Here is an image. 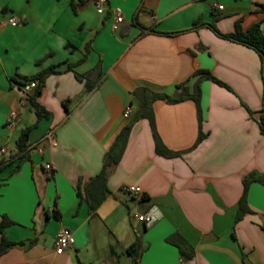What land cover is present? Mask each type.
I'll list each match as a JSON object with an SVG mask.
<instances>
[{"label":"crops","instance_id":"0c3cea01","mask_svg":"<svg viewBox=\"0 0 264 264\" xmlns=\"http://www.w3.org/2000/svg\"><path fill=\"white\" fill-rule=\"evenodd\" d=\"M262 5L106 0L99 14L95 0H84L76 13L70 0H0V161L7 162L0 169V222L4 215L14 222L5 234L24 243L1 255L0 264H264V185L250 186L252 212L236 221L244 177L264 174V136L254 117L264 114L262 61L211 28L229 34L238 23L243 31L260 23L264 33ZM115 8L124 15L117 31ZM10 18L19 24L11 26ZM50 68L56 72L37 98L49 116L38 120L23 86ZM180 85L190 93L199 85L201 115L192 99L152 103L161 142L179 155L158 154L149 119L137 120L92 212L85 188L116 136L151 94L176 95ZM11 112L18 114L15 128L7 126ZM199 116L206 136L196 145ZM30 127L27 157L17 158V141ZM50 130L57 145L39 153L36 145ZM130 185L142 194L126 193ZM145 213L159 219L146 225L137 219ZM61 228L75 242L59 255ZM170 237L192 247V259L182 261ZM136 242L133 256L128 249Z\"/></svg>","mask_w":264,"mask_h":264},{"label":"trees","instance_id":"16d2710c","mask_svg":"<svg viewBox=\"0 0 264 264\" xmlns=\"http://www.w3.org/2000/svg\"><path fill=\"white\" fill-rule=\"evenodd\" d=\"M83 3H84V0H70L72 11L76 13L78 8ZM262 9H264V5H262ZM211 28L222 38L229 39L235 42H239L243 45H246L254 49L259 54L260 59L262 61V77L264 81V33L261 30V24L257 23L253 25L252 27H250L247 31H243L242 28L240 27V24L238 23L236 26V30L233 33H229V34L220 33L215 28V26H211ZM52 72L54 73L56 71L53 68H50L48 70H44L43 72L38 74V76L36 77H31L29 79H26L27 81L32 80V79L39 80V84L37 88L34 91H32V94H29V97H28V102L31 108L35 111V114L38 120H41L42 118L49 116V113L45 110L43 106L40 105V103L37 101V98L42 93L46 77L50 75ZM197 74H203L201 76L202 79L212 80L218 85L227 87L224 83H222L220 80L215 78L209 72L198 71ZM76 77L79 80L83 78L79 75H76ZM91 88H92L91 86H88L89 90ZM178 88H181V91L177 93L176 95H172V96L165 94V93L151 94V97H149L148 99L144 101L142 109L134 116V118L131 120V123L125 125L122 128V130L119 132V134L116 136L113 144L108 149L105 155L104 166H103L102 171L100 172V174L94 177L85 188L86 196L90 202V207H91L92 212H94L98 208V206L101 204V202L104 200V198L106 197L108 193V189L106 188L108 169L111 166L117 165L119 161L121 160L123 153L126 149L127 140L129 137L131 127L133 123L136 122L137 120L141 118L149 119L153 132H154V138L156 140V151L158 154L167 156V157H174V156L179 155L178 153H173L170 150H168L165 147V145L161 142L156 132V129H155V121H154L153 110H152V103L154 100H157V99L166 100L167 102H170V103H177V102H181L186 99H192L196 103L198 112L201 115V107H200L201 91H200L199 85L195 87L193 93H190L189 89L184 87L183 85L178 86ZM199 118H200V134H199L196 145L199 144L206 136L202 132V129H201V116H199ZM259 126H260L261 134L264 136V114L262 115L261 120L259 121ZM30 131H31V127L21 132V136L19 140L17 141V147H18L17 156H16L17 158L24 159L27 157L30 147L26 144V140L28 139V135ZM6 164L7 162L0 161V169ZM253 183H260L264 185V174L258 175L252 172L244 177L243 179L244 190H243L242 197L239 201L238 213L236 217L237 222L241 220L245 216V214L252 212L250 208L248 207L247 197H248L249 188ZM77 195L79 198H82L80 185H78ZM12 224H14V222H12L7 216L5 215L2 216V220L0 222V235H1L0 256L5 254L12 247L24 244V243L12 242L7 238L5 234V229ZM168 241L171 243H175L176 246L179 248L182 261L185 262V261L192 259L193 257L192 247H190L184 241L181 243L180 242L176 243L173 237H170ZM139 248H140V243L136 242L129 247L128 252L132 254L133 256H137Z\"/></svg>","mask_w":264,"mask_h":264},{"label":"built area","instance_id":"2783aa9c","mask_svg":"<svg viewBox=\"0 0 264 264\" xmlns=\"http://www.w3.org/2000/svg\"><path fill=\"white\" fill-rule=\"evenodd\" d=\"M105 3L106 0H95V6L97 9V12L99 14H102L105 10ZM217 9L219 11L224 9L223 5H217ZM124 22V15L123 12L120 8H115L114 9V23L112 26L113 31H117L119 29V26ZM8 23L15 27L19 24V22L14 19L10 18L8 20ZM39 84L38 79H32L27 81L24 86H23V91L25 94H29L32 91H34ZM131 113V107H128L124 111V117L128 118ZM18 123V114L16 112H11L10 116L8 118L7 126L10 128H15ZM56 140L54 139V131L50 130L48 131L45 136L37 143V150L39 153H43L44 148L46 146H51L54 147L56 146ZM6 155V150L5 149H0V157L3 159L5 158ZM45 169L48 173L53 172V167L50 163H47L45 165ZM124 191L128 194L131 195H141L142 194V189L139 186L135 185H130V186H125ZM138 221L143 222L146 225H151L155 221H157L159 218L155 216L152 213H145L142 215L137 216ZM74 236L73 233L68 229V228H61L56 236V253L57 254H63L65 253L68 249H70L74 245Z\"/></svg>","mask_w":264,"mask_h":264},{"label":"water","instance_id":"95a60500","mask_svg":"<svg viewBox=\"0 0 264 264\" xmlns=\"http://www.w3.org/2000/svg\"><path fill=\"white\" fill-rule=\"evenodd\" d=\"M261 116H262L261 112L255 113V115H254L255 119L258 120V121L261 120Z\"/></svg>","mask_w":264,"mask_h":264},{"label":"rangeland","instance_id":"374dc122","mask_svg":"<svg viewBox=\"0 0 264 264\" xmlns=\"http://www.w3.org/2000/svg\"><path fill=\"white\" fill-rule=\"evenodd\" d=\"M131 123V121L128 122V124Z\"/></svg>","mask_w":264,"mask_h":264}]
</instances>
